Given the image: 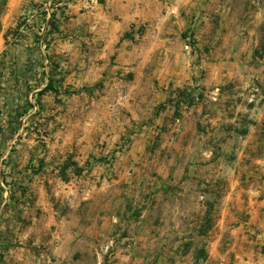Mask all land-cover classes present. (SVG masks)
Returning a JSON list of instances; mask_svg holds the SVG:
<instances>
[{
  "label": "crops",
  "instance_id": "crops-1",
  "mask_svg": "<svg viewBox=\"0 0 264 264\" xmlns=\"http://www.w3.org/2000/svg\"><path fill=\"white\" fill-rule=\"evenodd\" d=\"M15 5L0 4L5 22ZM57 6L30 4L25 23L11 28L19 37L0 31V264L207 263L201 253L219 243L212 234L229 223L244 157L257 144L249 146L248 119L254 131L264 119V82L251 64L258 58L256 33L227 34L230 4H217L215 30L208 21L213 12L194 21L197 8L173 30L144 36L131 49L118 39L83 52L81 39L63 37L60 25L46 49L52 13L60 23ZM50 77L62 80L60 93L40 94ZM53 103L65 119L77 113L82 123L83 114V196L76 199L71 186L65 213L33 187L45 160L24 167L16 159L34 119L62 115L45 114ZM17 105L27 113L10 128ZM66 161L57 164L65 183ZM255 168L262 176L264 162Z\"/></svg>",
  "mask_w": 264,
  "mask_h": 264
},
{
  "label": "rangeland",
  "instance_id": "rangeland-1",
  "mask_svg": "<svg viewBox=\"0 0 264 264\" xmlns=\"http://www.w3.org/2000/svg\"><path fill=\"white\" fill-rule=\"evenodd\" d=\"M7 3L16 4V11L9 16L8 22H5V12L0 14V31L5 29L12 33L11 28L23 25L32 14L29 12L30 4H58L62 36L71 42L81 39L83 52L92 53L110 42L116 43L118 39L121 40L119 44L123 43V48L131 49V43L138 45L144 36L157 34L162 28L173 30L178 21L186 20L194 9L198 8L199 11L198 15H194L197 16L194 21H197L204 14L213 12L217 4H230L227 6L230 13L224 23L229 25L227 34L247 37L251 32L256 33L258 58L251 64L258 67L264 82V19L263 15L256 17L258 12H264V0H7L6 3L0 0V4ZM208 15L211 28L215 30L219 17L215 12ZM251 21L253 23L247 27ZM194 28L185 31L187 37H192V42ZM123 41L129 42V45ZM49 111L62 112V115L56 114L58 118L50 121L34 119L30 135L24 137L16 159L24 167L30 162L33 166H41L40 161L45 160L46 167L38 171L40 173L33 187L36 190L42 187L49 194L47 201L65 213L69 210L73 195L69 193L71 186L78 189L76 199L83 196V173L76 174L73 168L68 169L63 178L69 181L65 183L59 179L57 164L72 160L83 167V114L80 123L75 119L77 113L71 120L65 119V110L54 103L47 107L45 114H49ZM43 123L47 126H43ZM255 125L256 122L249 118V146L257 144L249 148L244 157V180L235 186L237 194L230 206L229 223L222 231L220 225L216 226L211 239H219V243L215 249L210 247L204 250L203 256L208 262L203 264H264V173L262 176L255 174L259 172L255 164L264 162V119L261 130L254 131ZM131 140L129 138L127 143H131ZM240 188L243 189L241 194ZM222 209L223 202H217L212 217L216 223L221 219L219 214ZM79 256L83 260V254ZM86 259L91 258L88 256Z\"/></svg>",
  "mask_w": 264,
  "mask_h": 264
},
{
  "label": "trees",
  "instance_id": "trees-1",
  "mask_svg": "<svg viewBox=\"0 0 264 264\" xmlns=\"http://www.w3.org/2000/svg\"><path fill=\"white\" fill-rule=\"evenodd\" d=\"M7 0H3L4 3H6ZM1 9V8H0ZM56 13H52V19L50 20L49 22V30H48V33L45 34L44 36V44H45V48L48 49L49 46H50V39H49V35L54 33V32H57L59 31V21L58 19H56L54 16H55ZM14 32V36L13 37H16V36H20V31L19 30H15L13 31ZM61 83H62V80L61 79H58V78H51L49 79V82L47 84V86L45 88H43L42 90H40V94H44L46 92H49V91H53L57 94L60 93V87H61ZM65 93H70L72 91H69V89H64L63 90ZM27 106L24 105V106H20V105H17L15 108H14V120L10 119L8 121V127H12L11 124H17L16 127H19V125H21V120L20 117L21 116H24L25 113H27ZM12 113V112H11ZM69 168H73L74 172L76 174H81V172L83 171V168L80 167L78 165L77 162H72L71 160H68L64 163L63 167H62V173L63 175H66V172ZM206 223H209V220L206 221ZM202 256L204 254H201Z\"/></svg>",
  "mask_w": 264,
  "mask_h": 264
},
{
  "label": "built area",
  "instance_id": "built-area-1",
  "mask_svg": "<svg viewBox=\"0 0 264 264\" xmlns=\"http://www.w3.org/2000/svg\"><path fill=\"white\" fill-rule=\"evenodd\" d=\"M185 49L187 50V51H190L191 49H192V37L191 36H188L187 38H186V41H185ZM111 245L109 244L107 247H106V251L108 252V253H111Z\"/></svg>",
  "mask_w": 264,
  "mask_h": 264
}]
</instances>
